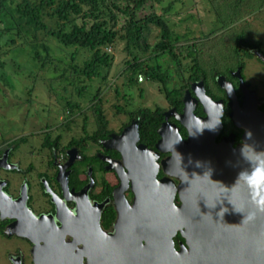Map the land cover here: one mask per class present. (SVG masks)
I'll return each mask as SVG.
<instances>
[{
	"label": "flooded vegetation",
	"instance_id": "af4514ba",
	"mask_svg": "<svg viewBox=\"0 0 264 264\" xmlns=\"http://www.w3.org/2000/svg\"><path fill=\"white\" fill-rule=\"evenodd\" d=\"M191 49L196 58H184L180 79L169 84L174 95L156 81L161 104L123 102L104 112L100 130L92 102L71 116L67 110L46 129L63 128L41 143L47 159L36 164L14 158V144L0 146L8 197L0 234L16 240L4 242L8 264H175L180 255L182 264H200V232L210 228L233 232L230 253L222 250L230 264H264V240L252 238V220L237 211L254 210L247 187L235 184L251 168L240 149L252 161L264 151V35ZM221 106L215 131L195 129L215 125ZM206 155L216 167L218 206L207 213L200 193L188 192ZM241 188L245 207L228 208L224 191H233L231 205Z\"/></svg>",
	"mask_w": 264,
	"mask_h": 264
},
{
	"label": "trees",
	"instance_id": "16d2710c",
	"mask_svg": "<svg viewBox=\"0 0 264 264\" xmlns=\"http://www.w3.org/2000/svg\"><path fill=\"white\" fill-rule=\"evenodd\" d=\"M147 1L0 0V35H17L24 39L31 46L33 59L46 73L58 72L59 83L57 79L46 91L55 98L62 96L60 102L64 112L67 109L71 116L92 102L89 110L100 130L105 124L101 89L108 83L113 59L111 51L119 43H124L122 51L130 57L124 70L123 86L127 89L137 87L138 77L143 76L163 83L164 90L174 95L176 90L170 92L169 84L180 79L184 58H196L197 51L191 48H196L197 44L179 45L181 37L189 35H176L165 18L171 11L180 12L172 9L174 1L168 2L162 13L153 9L138 16L137 12ZM121 17L124 23L117 28ZM238 35L246 34L240 32ZM150 36L154 37L153 42ZM9 40L14 42V38ZM80 50L89 56L77 62ZM93 86L96 87L94 93L91 92ZM116 91L119 93L117 87ZM84 94L90 96L86 101ZM126 94L122 96L128 105L126 99L132 102V97L127 98ZM115 109L121 110L119 104ZM21 141L23 137L3 142L16 146Z\"/></svg>",
	"mask_w": 264,
	"mask_h": 264
},
{
	"label": "rangeland",
	"instance_id": "374dc122",
	"mask_svg": "<svg viewBox=\"0 0 264 264\" xmlns=\"http://www.w3.org/2000/svg\"><path fill=\"white\" fill-rule=\"evenodd\" d=\"M173 1L172 9L180 12L171 11L165 18L176 35H189L182 36L179 45L195 43L199 49L200 45L204 48H223L228 46L232 35H238L240 32L246 35H264V0H148L137 15L143 16L153 9L162 13L163 7ZM123 23L124 18L121 17L117 28ZM10 38H14V42L9 40ZM153 41L154 37L150 36V42ZM123 47L124 43L121 42L112 49L113 59L108 72V83L102 85L101 89L102 108L108 115L116 111L115 105L125 102L122 95L126 93L127 98L132 97L134 107L138 104L139 107L148 105L151 108L153 103L161 104L163 101V95L157 91L156 81L142 82L138 77L141 93L138 87L127 89L123 86L126 61L130 58L122 51ZM0 51V146H4L3 141H16L23 137V141L15 146L12 156L19 159L23 166L28 163L36 164L37 161L47 159L46 149L40 148L41 143L49 137L48 140H53L54 135L63 130L62 127L46 130L57 125L58 118L67 112V109L64 112L61 107L62 96L55 98L46 91L47 87L55 85L57 79L56 83H59L60 79L56 77L58 72L46 73L33 59L31 46L17 35H0ZM88 56L86 51L80 50L76 61L81 62ZM91 89L94 93L96 87ZM88 91L90 93V89ZM89 97L85 96L84 100ZM126 102L131 103L127 99ZM11 176L15 177V174ZM5 241L14 243L16 240H9L0 234L2 264H8L3 256Z\"/></svg>",
	"mask_w": 264,
	"mask_h": 264
},
{
	"label": "water",
	"instance_id": "95a60500",
	"mask_svg": "<svg viewBox=\"0 0 264 264\" xmlns=\"http://www.w3.org/2000/svg\"><path fill=\"white\" fill-rule=\"evenodd\" d=\"M200 126V122H197L195 125L196 128ZM199 142V141H198ZM205 145H209L210 142H208L207 139H205ZM195 143V142H194ZM208 148V150H212V148L209 146H205V149ZM6 161V152H4V155L0 158V166H5L3 163ZM181 168H177L179 171ZM200 171V175L195 178H200L198 180L188 179V192H197L200 193V209L206 210L207 213L208 209H212L217 206V199L215 197V191L217 192V184L215 183L216 179V167L212 164V162L208 159V156H204V162L200 167H198ZM182 182V181H181ZM181 182L179 183V186L181 187ZM3 182L0 181V185ZM187 184V183H186ZM238 184V183H237ZM193 186V188H191ZM239 186H241L239 184ZM183 189L185 191L186 186H183ZM233 192V191H231ZM229 192V189L227 191H224V197L221 199L222 202H224L228 208H235V207H245L244 204V196H243V189L241 188V191L237 189V201L235 203L229 204L230 200L227 198L229 197V194H233ZM248 192V189H247ZM246 193V192H245ZM241 194V195H240ZM240 196H243L241 199ZM8 198V197H6ZM5 198V195L1 189L0 186V217L1 219H4L5 217V211H6V201L8 199ZM248 204L247 206L253 208L252 204L248 200V194L246 195ZM224 199H227V202L224 201ZM253 222V229H252V238L264 240V212H258L256 214L255 219H251ZM234 239L233 232L230 230H224L221 233H218L215 231V228H210L206 231L200 232V264H230L232 261L227 260L224 257L225 250L230 253V249L232 248V240ZM229 245V246H228ZM228 247V248H227ZM225 249L224 251H222ZM222 251V252H221ZM230 256V254H229ZM175 264H182V258L181 255L177 257L174 261Z\"/></svg>",
	"mask_w": 264,
	"mask_h": 264
},
{
	"label": "clouds",
	"instance_id": "9594fccd",
	"mask_svg": "<svg viewBox=\"0 0 264 264\" xmlns=\"http://www.w3.org/2000/svg\"><path fill=\"white\" fill-rule=\"evenodd\" d=\"M140 80H142L141 77ZM222 115L223 106L220 107V113L218 114L215 125H213L212 127L204 126L199 128L198 130L207 128L209 130L215 131L221 124V120L219 117ZM245 135L247 139H250L252 133L248 131ZM245 144L248 145L247 143ZM254 152L260 153L261 155L257 160L252 161L249 160L248 157H245L240 149L241 156L251 165V168L248 167L242 170L235 182V184L243 183L248 189V200L252 204L254 210L246 211L245 209H237V211L245 213L244 219L247 217L250 220L255 219L258 212H264V151Z\"/></svg>",
	"mask_w": 264,
	"mask_h": 264
}]
</instances>
